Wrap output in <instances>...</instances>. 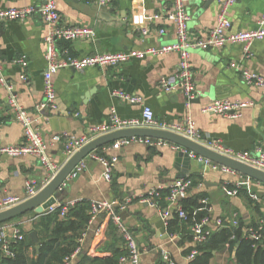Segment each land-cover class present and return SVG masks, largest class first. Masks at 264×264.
Returning a JSON list of instances; mask_svg holds the SVG:
<instances>
[{
    "label": "crops",
    "instance_id": "1",
    "mask_svg": "<svg viewBox=\"0 0 264 264\" xmlns=\"http://www.w3.org/2000/svg\"><path fill=\"white\" fill-rule=\"evenodd\" d=\"M57 1L61 23L95 30L93 38L59 42L57 51L61 57L144 50L178 40L176 24L169 18L174 0H113L107 6L100 5L99 0ZM222 1L186 0L191 16L188 22L191 38L207 37L217 23ZM42 2L0 0V8ZM263 18L264 0H237L230 9L232 31L257 29ZM144 29L150 32L144 35ZM161 29H165L164 34H160ZM47 32L48 24L39 16L0 24V146L24 141V128L9 105L11 95L31 112L36 128L47 143L49 157L62 165L66 161V138L88 134L93 127L109 124L113 109L122 119L142 120V105L130 104L115 96V92H124L141 95L160 122L177 123L187 115L193 116L204 140L220 139L224 146L236 151L264 148V87L246 84L242 75L244 69L264 75V40L255 42L249 53L242 44H227L212 50L191 49L198 96L189 105L181 88L162 86V78H172L178 72L180 55L171 52L132 59L115 67L61 68L53 75L57 109L37 111V104L45 98ZM20 59L22 62H17ZM216 100L239 101L245 106L237 117L205 112L204 108ZM57 136L61 138L58 140ZM113 152L119 161L110 181L103 178L102 164L88 159L86 168L68 182L57 203L114 202L116 212L137 240L141 264L165 263L163 251L177 264H189L190 254L186 252L199 247L192 239L191 228L205 216L211 218L213 231L217 230L216 219L230 220L235 213L244 227L242 230L264 221V183L261 181L201 165L192 156L191 160L177 157L178 150L170 146L152 147L132 142ZM48 175V169L37 155L2 156L0 205L9 196L25 200L27 180L36 179L42 186ZM182 175L193 180L187 197L181 200L189 218L177 222L175 209L165 222L163 210L168 206L169 188ZM240 181L243 184L238 193L229 195L228 190ZM156 190L161 193L160 197L147 202ZM122 205H126L125 209ZM33 214L17 218L9 225L21 224L28 229ZM111 221L105 212L92 217L81 240L80 254L106 258L114 249L126 248L119 230L110 228ZM170 226L177 229L171 232ZM8 234L11 235L10 229ZM230 246L227 243L222 251L214 250L211 264H239L235 257L238 246L233 249ZM78 260L79 255L70 264H77Z\"/></svg>",
    "mask_w": 264,
    "mask_h": 264
},
{
    "label": "built area",
    "instance_id": "2",
    "mask_svg": "<svg viewBox=\"0 0 264 264\" xmlns=\"http://www.w3.org/2000/svg\"><path fill=\"white\" fill-rule=\"evenodd\" d=\"M236 2L237 0L222 1L217 23L209 31L206 38H191L188 30V22L191 16L186 8V0H174V7L171 10L169 18L176 24L178 34V40L176 43L167 44L160 47H150L144 50L130 49L118 52H103L82 57H75L72 55L61 57L57 51L58 44L61 41H77L80 39L93 38L95 35V30L90 27L79 25L70 26L66 25L65 23H61L62 16L59 11L57 0H43L41 4L37 5L32 4L21 7L0 8V24L11 21L23 22L34 16H39L48 24V32L45 37V57L47 60V68L44 74L45 98L42 102L37 104V111H42L45 109H57V92L53 83V75L61 68L72 67L77 70H83L86 67H115L122 65L132 59H144L148 55H160L171 52H178L180 55L178 72L172 78H162V86L166 89H171L172 87L176 86L181 88L182 92L187 98V104L189 105L190 102L198 96V89L195 83L193 64L191 61V49L199 48L203 50H212L222 48L227 44H242L245 51L249 53L252 45L255 42L264 40V18L261 20L260 26L257 29L232 31L230 9ZM112 3L113 0H99V4L102 6H107ZM149 32V29L143 30L144 35H147ZM164 33L165 29H161L160 34ZM17 62H22V60H17ZM1 69L2 68L0 64V74ZM242 75L246 84L254 87H264V75L250 71L248 69H244ZM9 89L12 91V87H9ZM115 96L127 101L130 104L142 105V120L138 121L135 119H122L113 109V116L109 124L93 127L88 134H83L80 136H68L66 138L64 148L66 161L69 160L84 145L101 135L124 128L152 127L177 133L188 139L203 144L206 147L211 148L229 158L264 171L263 147L257 146L252 151H236L232 148L224 146L222 140L220 139L211 141L204 140L197 126V121L191 115H187L183 121L177 123L160 122L155 118L154 110L150 106L144 104V98L141 95L115 92ZM9 105L14 110L16 120L20 122L24 128V141L19 144L0 146V158L2 156L18 157L27 154H34L39 156L41 163L49 171L46 182L42 186L36 179L31 178L27 180V198H30L35 196L48 182H50L56 176L63 164L59 165L49 157L47 153V143L44 141L38 129L36 128V120L33 118L31 112L19 104L14 95H11ZM244 106L245 104L239 101L216 100L206 106L204 111L212 112L222 116L237 117L240 115L241 109ZM56 138L59 140L61 136H57ZM132 142L144 143L152 147L170 146L174 150H182L187 152V149L184 147L164 139L151 137L124 138L111 145L103 146L101 151L93 152L81 162H79L68 175L60 189H64L71 179L76 178L86 168L88 159H93L100 162L103 166V178L110 181L112 179L114 168L119 161V156L113 151L118 150L124 145ZM190 156L199 159L206 165H211L214 169H221L232 174L239 173L229 167L198 156L194 152H190ZM242 176L245 177L244 174H242ZM242 184V181L237 182L235 188L228 190V194L236 195ZM191 186L192 180L182 178L176 180L175 183L169 188L167 196L168 206L163 210V216L165 219L168 220L172 216L175 209L181 218L187 219L188 214L181 205V200L187 197ZM160 195L161 193L159 191H153L151 193L152 197L147 198V202H151V199L159 198ZM20 202L21 201L18 198L9 196L5 198L0 205V211L15 206ZM72 205H74V202L65 203L62 208L61 215L65 216L66 212L69 210V207ZM121 207L122 209H125L126 205H122ZM91 212L93 217L101 212H105L111 217L112 222L122 234L128 254L120 259V264H141V250L138 246L137 240L133 232L125 225L122 216L116 212L115 203L107 200L94 202L92 203ZM210 223L211 218L209 216H205L200 219V221L192 225V239L196 244H203L211 237L214 229ZM9 224L10 223L0 226V256L13 257L15 252L12 242L20 241L24 238L22 227L19 224ZM239 226L240 219L238 213H235L230 220H225L223 218H218L215 220L216 229L222 227L238 228ZM8 229L11 230V235L8 234ZM245 233L246 237L251 239L254 244L262 241L264 239V221H260L255 225L248 226L245 229ZM232 238L234 239L235 235H233ZM78 253L72 255L70 258H67L66 264H70L71 260H73V258H75ZM197 253V250L192 251L188 256V259H193ZM163 259L165 264H177L171 255L166 251H163Z\"/></svg>",
    "mask_w": 264,
    "mask_h": 264
},
{
    "label": "trees",
    "instance_id": "3",
    "mask_svg": "<svg viewBox=\"0 0 264 264\" xmlns=\"http://www.w3.org/2000/svg\"><path fill=\"white\" fill-rule=\"evenodd\" d=\"M100 150L101 148L98 149V151ZM63 206L64 204H61L52 211L41 215L33 212L28 229H24L19 224L22 227L24 238L12 242L15 255L13 257L0 256V264H66L67 258L81 252L82 237L93 217L92 204L85 200L76 202L69 207L65 216L61 215ZM174 218L177 222L183 221L178 213H175ZM13 220L1 223L0 226L12 223ZM110 228H117L112 221ZM243 228V225L240 224L238 228L222 227L217 229L207 242L199 245L198 253L190 260L189 264H211L214 250L222 251L227 243L233 249L239 241L235 252L239 264H264V239L254 244L251 239L246 237ZM169 229L172 232L177 228L170 226ZM31 231H37L38 237L44 240L38 251L36 244L29 237ZM233 235H235L234 239ZM191 251V249L188 250L186 254H191ZM127 254V248L119 247L106 258L90 257L81 253L77 264H120V259Z\"/></svg>",
    "mask_w": 264,
    "mask_h": 264
},
{
    "label": "water",
    "instance_id": "4",
    "mask_svg": "<svg viewBox=\"0 0 264 264\" xmlns=\"http://www.w3.org/2000/svg\"><path fill=\"white\" fill-rule=\"evenodd\" d=\"M130 137L159 138L176 143L187 149V152L179 150L177 153V157L183 156L188 160H191L190 152H194L198 156L209 159L220 165L229 167L241 174H244L264 183V171L239 162L235 159L229 158L223 154L216 152L211 148L206 147L203 144L188 139L177 133L152 127L124 128L101 135L84 145L69 160H67L63 164L56 176L50 182H48L35 196L30 198L26 197L25 200L21 201L17 205L5 210H1L0 224L19 218L30 211L34 212L37 215L45 214L52 211L53 208L59 206L57 202L60 198V193L63 191V189H60V187L79 162H81L91 153L97 152L98 149L111 142ZM200 164L203 165V162L201 163L200 161ZM184 177L185 175H182L179 178ZM167 221L168 220L165 219V222ZM29 237L36 244V250L38 251L44 240L38 237L37 231H31L29 233ZM239 242L237 246L239 245ZM78 255H80V253H78Z\"/></svg>",
    "mask_w": 264,
    "mask_h": 264
}]
</instances>
